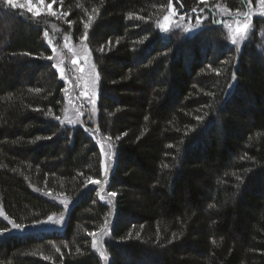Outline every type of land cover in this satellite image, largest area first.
<instances>
[{
	"label": "trees",
	"instance_id": "obj_1",
	"mask_svg": "<svg viewBox=\"0 0 264 264\" xmlns=\"http://www.w3.org/2000/svg\"><path fill=\"white\" fill-rule=\"evenodd\" d=\"M47 1L86 37L97 113L61 123L53 19L0 0V208L27 227L71 201L58 232L8 235L0 218V264H104L89 233L108 224L107 264H264V16L237 50L212 9L242 0ZM176 9L189 30L160 27ZM104 177L111 204L90 182Z\"/></svg>",
	"mask_w": 264,
	"mask_h": 264
},
{
	"label": "rangeland",
	"instance_id": "obj_2",
	"mask_svg": "<svg viewBox=\"0 0 264 264\" xmlns=\"http://www.w3.org/2000/svg\"><path fill=\"white\" fill-rule=\"evenodd\" d=\"M5 2V0H3ZM244 2V11L232 12L228 10L224 4L216 3L212 14L218 24H222L227 30L228 39L237 50H240L244 40L249 34L251 21L256 16H264V0H242ZM212 2V0H210ZM6 3V2H5ZM8 4V3H6ZM10 5V4H8ZM51 5V8H49ZM16 9L26 12L28 15L37 18H46L51 20L48 22V30H45V37L48 44L53 49V54L50 58L52 64L59 70L61 78L64 82V107L62 111L61 123L63 125L80 126L88 122L95 123L96 104L99 91V77L96 67L93 63L91 53L86 44V37L74 39L67 31H65L59 22L55 21L59 18V10L54 7L52 2L43 0H31L32 12L28 11L29 0H15ZM168 17V21H165ZM160 22L161 25H166V30L187 31L192 27L190 17L179 16L177 9L169 12ZM247 26L244 28V26ZM244 28L238 32L237 28ZM162 28V27H161ZM165 30V28H162ZM103 148V167L104 172L108 174L114 161V147L111 143L101 142ZM106 177L96 183V188L100 199L108 203L112 202V197L105 192ZM57 202L63 206V212L54 214L49 221V217L37 224L24 227L22 230H17L4 215L0 208V218L6 220L10 225L9 234H23L43 231H59L61 230L67 219L71 201L57 197ZM111 204V203H110ZM110 224L104 229L96 232L93 236V248L100 256L104 264L108 263V258L103 247V243L109 236ZM7 233H1V236Z\"/></svg>",
	"mask_w": 264,
	"mask_h": 264
},
{
	"label": "snow or ice",
	"instance_id": "obj_3",
	"mask_svg": "<svg viewBox=\"0 0 264 264\" xmlns=\"http://www.w3.org/2000/svg\"><path fill=\"white\" fill-rule=\"evenodd\" d=\"M5 2L8 3V4H10V5L15 6V0H5ZM40 2L43 3V0H40ZM169 7L171 9V4L169 5ZM49 8H51V5H49ZM28 11L29 12H32L33 11L32 7H31V0H29V8H28ZM168 19H169L168 17H165V21H168ZM161 27L162 28H165V30H166V25H161ZM246 27L247 26L245 25L244 28H246ZM244 28H241V27L238 26L237 31L238 32L243 31ZM90 182L93 183V184L98 183V181H95V180H91ZM109 195L114 197L116 195V193L115 192H112V193H109ZM210 207H212V206L210 205ZM51 219L52 218L49 217V221H51ZM13 227L15 229H17V230H22V229H24L25 226L19 225V224H13ZM89 235H94V233H89Z\"/></svg>",
	"mask_w": 264,
	"mask_h": 264
}]
</instances>
